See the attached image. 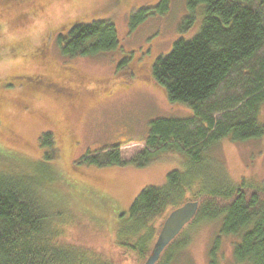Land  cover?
Wrapping results in <instances>:
<instances>
[{"label": "trees", "instance_id": "trees-1", "mask_svg": "<svg viewBox=\"0 0 264 264\" xmlns=\"http://www.w3.org/2000/svg\"><path fill=\"white\" fill-rule=\"evenodd\" d=\"M169 3L159 0L154 6L139 9L129 16V25L142 21L145 11H167ZM186 5L189 11L195 5L202 8L197 32L173 41L168 52L150 63L148 75L170 103L189 106L191 114L150 120L144 147L127 160L120 158L117 144L84 159L142 166L170 152L184 157L183 168L168 171L162 185L141 189L126 213L118 214L115 236L114 226L106 225L110 231L106 241L112 240V234L116 244L134 253L141 264L170 210L195 200L194 215L164 246L154 264H173L186 250L190 230L216 219H220L218 234L238 237L232 249L235 264H264V183L248 178L233 182L223 165L208 156L222 138L246 141L264 131L257 120L264 101V0H186ZM68 26L66 34L58 36V45L66 55L106 51L118 44L110 20H75ZM15 47L25 50L20 41L14 42ZM46 50L35 46L29 55L50 60L43 59ZM59 68L72 72L74 66ZM37 76L27 78L24 94L31 93L32 87L69 100L77 94L75 86H66L67 81L50 79L47 73ZM11 83L12 77L1 86ZM4 100L0 96L1 105ZM3 127L6 124L1 121L0 131ZM69 127L66 120L63 133ZM38 140L43 151L40 159L14 158L0 147V264H125L126 258L118 263L93 247L94 240L84 231L72 236V241L66 238L64 227L75 211L67 206L60 187L63 178L55 164L49 133L43 131ZM216 245L217 240L208 264H218ZM119 256L122 259L126 254Z\"/></svg>", "mask_w": 264, "mask_h": 264}, {"label": "rangeland", "instance_id": "rangeland-1", "mask_svg": "<svg viewBox=\"0 0 264 264\" xmlns=\"http://www.w3.org/2000/svg\"><path fill=\"white\" fill-rule=\"evenodd\" d=\"M8 1H0V92H5L0 94L5 98L4 104L0 103V122L6 124L0 131L1 152L26 161L40 159L43 151L38 137L47 131L63 178L60 187L69 202L67 206L75 211L64 227L66 238L72 241V236L84 231L94 240L92 246L111 260L116 258L121 263L126 258L125 264H138L134 253L116 244L118 214L126 213L145 186L162 185L168 171L181 170L184 157L163 152L142 166L84 159L117 144L120 158L127 160L144 147L150 120L191 114L189 106L170 103L148 74L150 63L168 52L173 41L188 39L197 32L202 8L195 5L189 11L186 0H170L167 11H145V18L131 27L132 13L154 6L159 0ZM75 20H110L116 30L117 46L85 55L64 54L58 36L65 35L68 24ZM17 41L25 50L13 48ZM39 45L47 49L43 59L50 60L29 55L30 49ZM71 66L72 72L59 68ZM35 73L67 81L66 86L71 88L83 87L72 100L33 90L34 87L31 93L24 94V84ZM10 77L12 86L2 88ZM66 120L70 127L63 133ZM257 120L264 126V101ZM210 153L208 156L223 165L233 182L248 178L264 183V131L260 137L246 141L222 138ZM109 223L114 226L110 242L106 241ZM219 227L220 219L206 220L190 230V242L173 264H208L215 240L218 264H235L232 249L238 237L218 234ZM122 252L126 256L121 259Z\"/></svg>", "mask_w": 264, "mask_h": 264}, {"label": "water", "instance_id": "water-1", "mask_svg": "<svg viewBox=\"0 0 264 264\" xmlns=\"http://www.w3.org/2000/svg\"><path fill=\"white\" fill-rule=\"evenodd\" d=\"M197 201L189 200L172 209L162 221L156 239L142 264H154L164 246L181 227L194 215Z\"/></svg>", "mask_w": 264, "mask_h": 264}, {"label": "flooded vegetation", "instance_id": "flooded-vegetation-1", "mask_svg": "<svg viewBox=\"0 0 264 264\" xmlns=\"http://www.w3.org/2000/svg\"><path fill=\"white\" fill-rule=\"evenodd\" d=\"M83 87V86H82ZM82 87H76V89L78 90L79 88H82Z\"/></svg>", "mask_w": 264, "mask_h": 264}]
</instances>
